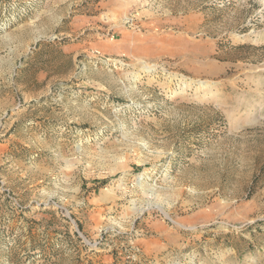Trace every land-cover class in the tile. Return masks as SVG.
<instances>
[{
  "label": "rangeland",
  "instance_id": "rangeland-1",
  "mask_svg": "<svg viewBox=\"0 0 264 264\" xmlns=\"http://www.w3.org/2000/svg\"><path fill=\"white\" fill-rule=\"evenodd\" d=\"M105 1L0 0V264H264V0Z\"/></svg>",
  "mask_w": 264,
  "mask_h": 264
},
{
  "label": "crops",
  "instance_id": "crops-1",
  "mask_svg": "<svg viewBox=\"0 0 264 264\" xmlns=\"http://www.w3.org/2000/svg\"><path fill=\"white\" fill-rule=\"evenodd\" d=\"M116 3V1L115 2H113V1H110V0H107V1H105L103 4L102 3H96L95 4V6H96V8L99 6V9L101 8V10H111V9H115L114 8V4ZM117 7H119V6H116V8ZM124 8V7H123ZM104 13H106V12H104ZM104 13H103V15H104ZM87 29H84L83 31H82V34L86 31ZM82 34H80V35H82Z\"/></svg>",
  "mask_w": 264,
  "mask_h": 264
},
{
  "label": "bare ground",
  "instance_id": "bare-ground-1",
  "mask_svg": "<svg viewBox=\"0 0 264 264\" xmlns=\"http://www.w3.org/2000/svg\"><path fill=\"white\" fill-rule=\"evenodd\" d=\"M146 69H147V66L144 67V70H146Z\"/></svg>",
  "mask_w": 264,
  "mask_h": 264
}]
</instances>
